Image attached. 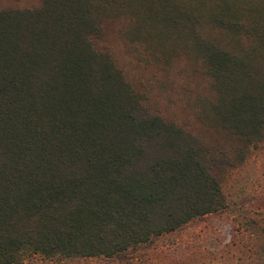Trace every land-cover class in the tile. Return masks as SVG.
Listing matches in <instances>:
<instances>
[{"label":"trees","instance_id":"obj_1","mask_svg":"<svg viewBox=\"0 0 264 264\" xmlns=\"http://www.w3.org/2000/svg\"><path fill=\"white\" fill-rule=\"evenodd\" d=\"M112 21L160 54L180 48L201 63L211 97L197 115L238 144L233 161L264 137V0L8 3L0 264L110 259L226 208V153L147 106L103 45Z\"/></svg>","mask_w":264,"mask_h":264},{"label":"rangeland","instance_id":"obj_2","mask_svg":"<svg viewBox=\"0 0 264 264\" xmlns=\"http://www.w3.org/2000/svg\"><path fill=\"white\" fill-rule=\"evenodd\" d=\"M36 2L0 0V7L8 3L30 7ZM125 30V23L109 22L103 45L126 79L145 96L147 106L209 148L226 153L231 164L217 176L226 208L110 259L66 264H264V137L249 146L241 160L233 161L238 144L207 127L197 115L198 99L211 97L201 63L180 48L160 54L153 44ZM27 264L53 263L36 259Z\"/></svg>","mask_w":264,"mask_h":264}]
</instances>
